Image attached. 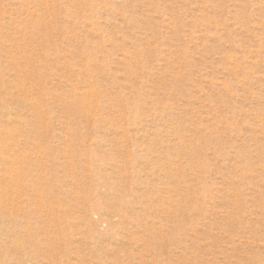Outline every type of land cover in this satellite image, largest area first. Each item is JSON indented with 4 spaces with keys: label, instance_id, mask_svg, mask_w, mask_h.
<instances>
[{
    "label": "rangeland",
    "instance_id": "1",
    "mask_svg": "<svg viewBox=\"0 0 264 264\" xmlns=\"http://www.w3.org/2000/svg\"><path fill=\"white\" fill-rule=\"evenodd\" d=\"M0 124V264H264V0H0Z\"/></svg>",
    "mask_w": 264,
    "mask_h": 264
},
{
    "label": "bare ground",
    "instance_id": "2",
    "mask_svg": "<svg viewBox=\"0 0 264 264\" xmlns=\"http://www.w3.org/2000/svg\"><path fill=\"white\" fill-rule=\"evenodd\" d=\"M2 117H7L5 114L2 116ZM8 126V125H7ZM12 129V128H11ZM12 138H14V134L12 133L11 130H9L8 128H5V127H2V125L0 124V148L1 149H4L8 146L7 145V142L8 140H11ZM10 142V141H9ZM5 143H6V146H5ZM12 147V146H11ZM7 153V151H6ZM2 157V156H1ZM9 158V156H8ZM9 160V159H8ZM4 163V162H3ZM2 172V171H1ZM9 177H10V174H9ZM17 182V181H16ZM1 190V189H0ZM3 191V190H2ZM13 198V197H12Z\"/></svg>",
    "mask_w": 264,
    "mask_h": 264
}]
</instances>
